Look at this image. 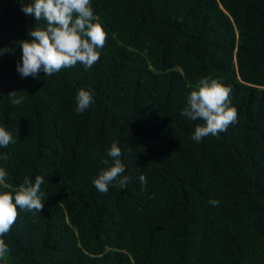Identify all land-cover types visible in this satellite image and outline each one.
Wrapping results in <instances>:
<instances>
[{
    "label": "trees",
    "instance_id": "1",
    "mask_svg": "<svg viewBox=\"0 0 264 264\" xmlns=\"http://www.w3.org/2000/svg\"><path fill=\"white\" fill-rule=\"evenodd\" d=\"M92 6L107 33L99 62L22 78L16 43L43 22L0 0V48L15 49L0 56V126L16 138L0 148V191L40 175L45 199L42 213L18 209L0 264H264V0ZM205 76L231 89L238 120L197 143L200 121L180 113ZM81 87L94 99L82 114ZM113 142L129 182L100 193L91 178Z\"/></svg>",
    "mask_w": 264,
    "mask_h": 264
},
{
    "label": "clouds",
    "instance_id": "2",
    "mask_svg": "<svg viewBox=\"0 0 264 264\" xmlns=\"http://www.w3.org/2000/svg\"><path fill=\"white\" fill-rule=\"evenodd\" d=\"M21 11L31 15L36 23L29 28L31 39H20L17 46L21 55L16 63V70L22 78L29 76H52L67 68L83 65L87 70L100 59V50L107 43V33L93 9L92 0H31L25 3L20 0ZM17 42V41H16ZM14 48H0V56L5 52L13 53ZM187 94L186 105L180 115L196 123L192 140L199 143L205 137H219L228 127L238 120V111L232 106L231 89L217 78L201 77ZM13 105H23L25 97L17 95L13 90L8 93ZM76 111L83 113L94 103L90 89L81 87L75 94ZM16 138L5 127L0 126V148L15 144ZM110 159H102V167L98 174L91 178V183L100 193H107L109 186L123 189L129 182L124 175L125 165L121 161L122 151L116 142L111 144L107 153ZM8 155L0 153V160L7 161ZM9 173L0 166V188L7 189ZM141 184H146V177L141 174ZM44 177L37 175L35 180L25 176L18 187L10 191H0V261L7 260L10 246L3 239L8 235L18 218V209L28 212H41L44 198L41 185ZM219 200L211 199L209 204L218 206Z\"/></svg>",
    "mask_w": 264,
    "mask_h": 264
}]
</instances>
